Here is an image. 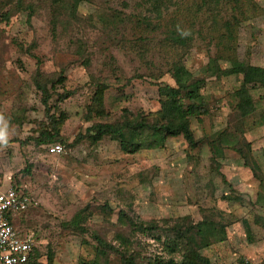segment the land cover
I'll return each instance as SVG.
<instances>
[{"label":"rangeland","instance_id":"rangeland-1","mask_svg":"<svg viewBox=\"0 0 264 264\" xmlns=\"http://www.w3.org/2000/svg\"><path fill=\"white\" fill-rule=\"evenodd\" d=\"M6 1L13 5L6 7ZM62 1L25 0L17 6V0H0V13L11 11L10 21L0 22V128L6 138L0 142V176H11L13 185L32 199L14 224L34 233L39 262L48 264L51 252L53 264H81L94 258L95 235L119 246L118 234L133 240L131 251L142 263L167 257L162 241L119 224V213L125 212L163 229L164 220L173 225L184 217L191 223L209 219L218 225L217 239L211 246L201 238L195 242L214 264H242L244 259L264 264V117L243 119L229 104L242 77L210 74L218 51L208 29L210 15L198 10L202 0H173L162 17L144 0H82L76 13L61 12L55 25L54 11ZM239 1L245 13L237 27L235 56L264 67V0ZM220 8L225 20L240 14L231 3ZM114 13L131 22L110 28L103 19ZM175 23L185 34L193 25L200 31L192 33L187 48L168 41ZM178 59L206 81L209 113L191 119L200 141L195 149L183 137L134 154L123 152L110 137L92 142L88 127L117 122L124 109L158 111L159 88L176 85L171 68ZM39 69L54 82L66 78L63 85L56 83L52 106L59 94L73 92L50 111L67 115L61 133L68 146L60 154H50L47 145L35 141L51 123L33 78ZM101 82L108 84L106 112L103 118H89ZM261 90L254 97L264 106ZM221 132L224 158L211 147ZM82 210L86 233L67 226ZM110 264H120L117 255H110Z\"/></svg>","mask_w":264,"mask_h":264},{"label":"trees","instance_id":"trees-1","mask_svg":"<svg viewBox=\"0 0 264 264\" xmlns=\"http://www.w3.org/2000/svg\"><path fill=\"white\" fill-rule=\"evenodd\" d=\"M13 2V1H11ZM10 1H6V7L12 6ZM25 0H17V6L24 4ZM82 0H63L58 9L54 11V23L57 25L61 12L76 13ZM15 3V4H16ZM145 4L151 6L153 13L162 17L163 10H169L173 0H144ZM224 3H231L238 8L240 14H234L231 19L225 20L221 15V8ZM4 10V9H3ZM200 11H208L209 19H211L210 27L208 28L212 34V42H215L217 47V56L214 61V69L210 74L216 77L237 76L242 77L240 86L231 95L229 104L234 107L241 118L246 119L252 116L260 115L264 117L263 101H257L255 94L264 89V67L252 65L247 62L240 61L236 56L235 41L237 39V27L241 22L245 12L242 10L239 0H202ZM236 10V9H235ZM11 11H2L0 13V22L10 21ZM104 23L112 29L118 26L126 27L131 22L129 16L122 13H114L110 19H103ZM151 26V24H150ZM176 28L168 32V41L176 47L187 48L195 31L194 25L191 34H185L180 29L181 26L175 23ZM215 40V41H214ZM224 65H223V64ZM171 75L175 80V86L162 85L159 88L161 96V107L154 113H146L139 111L134 114L129 109H124L122 117L114 123L97 122L87 131L92 142L98 143L104 137H110L119 142L123 152L134 154L143 148H165L168 145L169 139L183 137L189 144L191 149H195L199 140L196 139L195 132L192 128V117L201 120L202 116L209 113L207 97L203 93L206 87V81L203 78H198L185 65L183 60L178 59L172 63ZM37 89L42 94L43 104L47 108L48 116H50V125L44 127L40 131V136L35 139L38 145H47L50 152V147L56 144L68 146V142L62 135V126L67 118L64 112L50 115L52 108L58 109V105L71 97L73 92L59 94L58 104L51 105L50 101L56 93L57 84L63 85L66 81L64 75L56 82L53 79H46L42 71L39 69L33 77ZM107 83H99L96 85L92 97V104L88 107L89 118L96 116L103 118L106 112V91ZM260 90V91H259ZM225 134L221 132L219 136L211 143L212 151L219 157H225V149L219 145L224 140ZM77 142V140L75 141ZM24 144V142H21ZM50 154H52L50 152ZM18 189H21L16 185ZM25 191V190H24ZM27 193V191H25ZM28 194V193H27ZM85 210L78 212L74 218L68 223L70 228H77L79 231L86 233ZM119 224L128 226L134 234L140 232L143 236H154L155 239L162 241L163 247L168 251V256L155 257L142 263L139 257L131 251L133 240L125 235L118 234L116 240L120 242L117 246L113 243L106 242L98 235L94 236L97 241L94 247V258L91 260H82L81 264H110V255H117L120 264H214L208 256H205L202 251L196 246L197 238H201L206 246H211L212 240L217 239L218 225L209 219H204L199 223H191L190 218L184 217L173 225L170 221L164 220V229L161 228L158 222L145 223L130 217L127 213H119ZM247 226V224H246ZM249 229V226L246 227ZM161 232V233H159ZM165 236V237H164ZM165 250V251H166ZM166 251V253H167ZM178 255V256H175ZM39 252L34 247L30 254L29 261L26 264H42L39 262ZM54 253L48 254V264H53ZM245 259L242 264H244Z\"/></svg>","mask_w":264,"mask_h":264},{"label":"built area","instance_id":"built-area-1","mask_svg":"<svg viewBox=\"0 0 264 264\" xmlns=\"http://www.w3.org/2000/svg\"><path fill=\"white\" fill-rule=\"evenodd\" d=\"M64 151L61 144L50 147L52 154ZM32 199L13 185L11 176H0V264H26L35 247L34 233H24L14 224V217L26 211ZM244 264H254L245 259Z\"/></svg>","mask_w":264,"mask_h":264},{"label":"clouds","instance_id":"clouds-1","mask_svg":"<svg viewBox=\"0 0 264 264\" xmlns=\"http://www.w3.org/2000/svg\"><path fill=\"white\" fill-rule=\"evenodd\" d=\"M3 122V117H0V123ZM0 142H6L5 132L3 128H0Z\"/></svg>","mask_w":264,"mask_h":264},{"label":"crops","instance_id":"crops-1","mask_svg":"<svg viewBox=\"0 0 264 264\" xmlns=\"http://www.w3.org/2000/svg\"><path fill=\"white\" fill-rule=\"evenodd\" d=\"M263 256H264V252H262Z\"/></svg>","mask_w":264,"mask_h":264}]
</instances>
